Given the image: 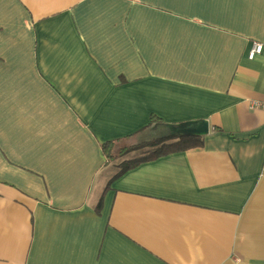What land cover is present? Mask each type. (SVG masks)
<instances>
[{
  "label": "crops",
  "instance_id": "1",
  "mask_svg": "<svg viewBox=\"0 0 264 264\" xmlns=\"http://www.w3.org/2000/svg\"><path fill=\"white\" fill-rule=\"evenodd\" d=\"M254 41L264 0H0V264H264ZM152 114L210 132L116 176Z\"/></svg>",
  "mask_w": 264,
  "mask_h": 264
},
{
  "label": "trees",
  "instance_id": "2",
  "mask_svg": "<svg viewBox=\"0 0 264 264\" xmlns=\"http://www.w3.org/2000/svg\"><path fill=\"white\" fill-rule=\"evenodd\" d=\"M155 124L165 128V132L160 133L152 129ZM165 124L166 122L164 120L155 114H152L150 123L138 132L126 136L125 138L112 140L101 144L108 162L115 161L120 157H127L137 151L142 152L141 154L134 157H127L124 159L120 163V171L116 176L144 161L152 160L169 153L184 151L203 145L204 136H173L170 134ZM126 140L128 141V144L122 145L121 141ZM102 204L103 200L101 199L96 206L97 213L101 212Z\"/></svg>",
  "mask_w": 264,
  "mask_h": 264
},
{
  "label": "water",
  "instance_id": "3",
  "mask_svg": "<svg viewBox=\"0 0 264 264\" xmlns=\"http://www.w3.org/2000/svg\"><path fill=\"white\" fill-rule=\"evenodd\" d=\"M171 135L205 136L210 132L209 121L198 119L180 122L177 124H165Z\"/></svg>",
  "mask_w": 264,
  "mask_h": 264
},
{
  "label": "built area",
  "instance_id": "4",
  "mask_svg": "<svg viewBox=\"0 0 264 264\" xmlns=\"http://www.w3.org/2000/svg\"><path fill=\"white\" fill-rule=\"evenodd\" d=\"M264 53V42L254 41L251 49L249 50L248 56L250 59L255 58L259 54ZM252 105L254 107H262L264 108V99H256L253 100Z\"/></svg>",
  "mask_w": 264,
  "mask_h": 264
},
{
  "label": "rangeland",
  "instance_id": "5",
  "mask_svg": "<svg viewBox=\"0 0 264 264\" xmlns=\"http://www.w3.org/2000/svg\"><path fill=\"white\" fill-rule=\"evenodd\" d=\"M141 153H142L141 151H137V152L130 154L128 157H134V156L139 155ZM111 167L113 168V166H111Z\"/></svg>",
  "mask_w": 264,
  "mask_h": 264
}]
</instances>
